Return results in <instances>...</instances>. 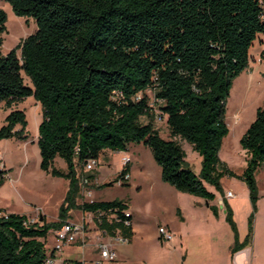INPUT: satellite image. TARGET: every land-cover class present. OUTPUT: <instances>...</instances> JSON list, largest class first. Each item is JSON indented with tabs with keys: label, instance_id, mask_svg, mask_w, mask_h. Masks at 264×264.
Listing matches in <instances>:
<instances>
[{
	"label": "trees",
	"instance_id": "obj_1",
	"mask_svg": "<svg viewBox=\"0 0 264 264\" xmlns=\"http://www.w3.org/2000/svg\"><path fill=\"white\" fill-rule=\"evenodd\" d=\"M4 1L16 16L33 18L37 31L4 55L7 16L0 9V102L10 108L33 97L39 103L40 169L67 180L68 190L56 222L31 223L26 215L0 209V264H46L55 255V250L47 255L49 232L76 209L92 214L96 229L107 236L132 239V224L123 223L122 212L128 210L124 201L76 202L81 189L76 167L104 151L124 152L130 144L142 143L165 183L206 201L214 195L203 182L220 189L223 177H236L219 158L229 134L226 103L233 80L248 68L250 48L264 35L263 0ZM261 45L264 59V40ZM21 72L32 87L24 84ZM152 99L165 117L169 140L154 127ZM26 127L24 112L13 110L0 127V140L26 141ZM177 138L201 157L198 176ZM239 144L247 160L238 178L256 212L255 174L264 164V106L256 110ZM56 158L65 162L66 171L54 167ZM126 173L128 164L114 183ZM4 174L0 172V187ZM107 186L111 184L100 187ZM223 203L235 237L234 253L250 242L253 222L248 218V234L239 244L232 212ZM211 210L216 216V209Z\"/></svg>",
	"mask_w": 264,
	"mask_h": 264
},
{
	"label": "rangeland",
	"instance_id": "obj_2",
	"mask_svg": "<svg viewBox=\"0 0 264 264\" xmlns=\"http://www.w3.org/2000/svg\"><path fill=\"white\" fill-rule=\"evenodd\" d=\"M264 2V0H263ZM0 9L7 16L6 32L2 35L1 52L5 55L16 49L20 42L37 31L33 18L18 17L14 14L9 3L0 0ZM264 35H259L250 48V61L244 70L232 82L226 103L225 122L229 134L224 138L219 153L221 161L225 162L236 177H223L220 189L203 182L204 187L214 195L213 200L206 201L187 193L177 191L161 179L160 167L155 162L151 151L142 143L130 144L127 151H104L98 158L99 165L95 167L94 175L99 176L98 186L92 184L91 198L81 194L76 199L81 205L88 202L111 201L119 199L125 202L134 217L135 235L130 243L114 241L113 249L119 262L105 264H182L183 257H191L199 244L207 241L213 228L210 227L211 207L220 206V202L231 200L234 207L237 227L241 231V239L246 234L248 218L255 223L256 236L264 244V164L255 174L256 196L258 210L253 212L250 206L249 190L245 183L238 178L246 167L247 156L242 150L239 140L255 118L256 110L264 106V59L260 58ZM20 56V51L17 50ZM24 84L32 87L31 80L23 72ZM13 110L25 114L28 139L0 140V172H5L4 183L0 187V209L7 213L26 214L31 223L42 224L56 222L60 207L68 190V181L52 177L40 169V155L37 144L38 125L41 122V106L33 97H28L7 108L0 102V127L4 125L6 116ZM148 119L141 118L142 123ZM160 136L169 140V132L165 122L153 121ZM18 128V127H17ZM186 154V162L190 170L199 175L201 157L192 150L189 143L176 139ZM126 157L130 166V182L127 186H117L114 181L122 170V159ZM54 167L66 171V164L61 158H56ZM81 167H76V176L80 183ZM111 186H100L105 184ZM230 191L232 197L226 193ZM190 197H194L193 199ZM198 199V200H195ZM199 203V205L197 204ZM176 207H180L185 218L180 223L176 216ZM38 210V211H37ZM66 222L84 227V238L79 236L72 245L64 246L54 256L53 264H94L98 259L97 243L107 242L96 229L93 216L76 209L69 212ZM168 225L175 233L183 237V249L176 239L165 243L158 237V226ZM248 229V227H247ZM218 236H226L219 231ZM54 231H50L46 240L47 255L50 256L55 248ZM203 248H201L202 250ZM187 250V251H186ZM203 251V250H202ZM202 255V252H201ZM58 260V261H56Z\"/></svg>",
	"mask_w": 264,
	"mask_h": 264
},
{
	"label": "crops",
	"instance_id": "obj_3",
	"mask_svg": "<svg viewBox=\"0 0 264 264\" xmlns=\"http://www.w3.org/2000/svg\"><path fill=\"white\" fill-rule=\"evenodd\" d=\"M99 176L100 174L97 175V177L94 180V184L97 186L101 183L99 182ZM130 178H131V175H130ZM130 178H129V182H130ZM190 198L193 199L194 197H190ZM195 200H198V199H195ZM197 204L199 205L198 202ZM226 204L228 205L229 209L232 212V218L237 228L238 243L241 244L244 242L248 234V229H247L248 225H246V234L244 238L241 239V231L237 227L236 221L234 220L235 210L231 204V200L228 199ZM214 206L216 207V216L211 211L212 213L210 214V219H209V222L211 225L210 227L213 228V232L210 233V236L209 238H207V241H204L202 245L199 244L200 248L196 249L195 252H193L195 254H193L191 257L188 255V251L186 250L187 254H185V256L183 257L182 264H264V244H261L257 239L255 223L253 224L252 238L250 242L246 246H243L242 248L237 250L236 252L231 253V248L234 245L235 237H234V233L231 230L229 224L225 220V214H226L225 204L222 202V204L220 205L222 209L216 206L215 204ZM258 206L259 205L257 202L256 203L257 210H258ZM128 211L130 212L129 209ZM28 213L26 214L23 213L21 215L27 216ZM130 214L132 217L133 237L127 243H130L133 240L134 235H135L134 217L131 212ZM176 216L178 217V220L180 221V223L185 222V218L183 216V212L180 207H176ZM158 227H165L167 230H169L173 234L174 240L176 239L175 237H179L176 240L180 244L181 249H183V244H182L183 237L180 234V231L174 233L168 225L166 226V225L159 224ZM219 231H221L222 233L226 232V236H219V235L217 236L216 233H218ZM201 248H203L202 249L203 251L201 250ZM201 252H202V255H201ZM54 256H58V255L55 254ZM117 261L119 262V260Z\"/></svg>",
	"mask_w": 264,
	"mask_h": 264
},
{
	"label": "built area",
	"instance_id": "obj_4",
	"mask_svg": "<svg viewBox=\"0 0 264 264\" xmlns=\"http://www.w3.org/2000/svg\"><path fill=\"white\" fill-rule=\"evenodd\" d=\"M140 96L138 95L136 99L138 100ZM156 102L152 99L150 102V106L153 107L154 111V121L156 122H165V117L160 113L157 109ZM129 163V160L124 157L121 161L122 168ZM99 165L98 159H88L85 164L81 167V177H80V187H81V194L84 195L86 198H91L93 195V190L90 189L92 184H94L95 179H91L90 175L93 174L95 171V167ZM130 174L126 173L120 178L115 184L119 187L129 181ZM228 198L232 197V193L228 191L226 193ZM222 204V202H220ZM90 214V213H88ZM122 214L124 215L123 223L126 226H131L132 222L128 219L131 217V214L128 210L123 211ZM92 215V214H91ZM100 213L98 216H101ZM93 216V215H92ZM120 220V219H119ZM94 222V220H93ZM95 225V224H94ZM99 231V230H98ZM101 236H105L108 240L105 242L104 240L97 243V248H99L98 259L94 262V264H105L110 262H117V255L115 250L113 249L114 241H119L121 243H127L128 240L122 238L121 236L110 237L107 236L105 233L99 231ZM158 237L162 242H170L173 239V234L167 230L165 227H158ZM82 236L84 238V227L81 225H77L70 222H65L58 230L54 231V238H55V253L60 251L64 246H70L77 241V238ZM46 264H53V259H48Z\"/></svg>",
	"mask_w": 264,
	"mask_h": 264
}]
</instances>
